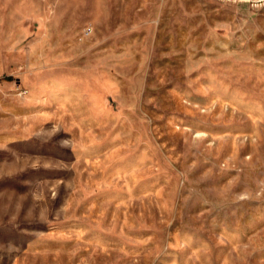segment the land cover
Returning a JSON list of instances; mask_svg holds the SVG:
<instances>
[{
    "label": "rangeland",
    "instance_id": "1",
    "mask_svg": "<svg viewBox=\"0 0 264 264\" xmlns=\"http://www.w3.org/2000/svg\"><path fill=\"white\" fill-rule=\"evenodd\" d=\"M0 264H264V5L0 0Z\"/></svg>",
    "mask_w": 264,
    "mask_h": 264
},
{
    "label": "built area",
    "instance_id": "2",
    "mask_svg": "<svg viewBox=\"0 0 264 264\" xmlns=\"http://www.w3.org/2000/svg\"><path fill=\"white\" fill-rule=\"evenodd\" d=\"M216 2L225 3V4H250L256 5H263L264 0H215Z\"/></svg>",
    "mask_w": 264,
    "mask_h": 264
},
{
    "label": "bare ground",
    "instance_id": "3",
    "mask_svg": "<svg viewBox=\"0 0 264 264\" xmlns=\"http://www.w3.org/2000/svg\"><path fill=\"white\" fill-rule=\"evenodd\" d=\"M263 5H264V3H263Z\"/></svg>",
    "mask_w": 264,
    "mask_h": 264
}]
</instances>
